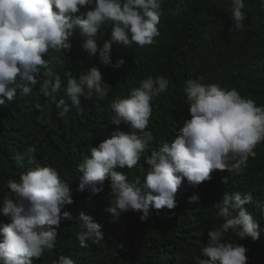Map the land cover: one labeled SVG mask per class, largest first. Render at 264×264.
Wrapping results in <instances>:
<instances>
[{
    "label": "clouds",
    "instance_id": "9594fccd",
    "mask_svg": "<svg viewBox=\"0 0 264 264\" xmlns=\"http://www.w3.org/2000/svg\"><path fill=\"white\" fill-rule=\"evenodd\" d=\"M162 0H0V105L7 98H16L17 92L30 94L44 77L40 92L45 96L61 89L59 74L50 66L45 55L70 50V37L79 29L84 40L82 48L95 56L98 50V30L105 22L112 26L111 37L99 47V60L114 68L124 63L119 58L113 63V43L131 48L151 45L160 35ZM91 6V7H89ZM82 8H88L82 12ZM244 0H232L231 16L236 28L243 27ZM264 9V0H261ZM55 9V10H54ZM43 70V71H42ZM204 77L189 79L183 89L189 105L190 118L184 119L172 142L145 156L148 170L143 182L129 181L125 166L134 168L154 139L148 129L152 115V101L169 89L164 76H148L128 96L117 97L111 103L114 112L112 124H128L131 131L117 127L77 166L80 173L77 190H89L93 195L104 190L110 178L115 205L107 207L113 221L128 210L141 212L143 221L151 215L150 209H173L176 193L186 178L192 186L211 179L213 170H227L240 174L247 167L249 157H255V147L264 142V105L258 106L235 89H226L219 83H203ZM109 94V84L102 78L99 67L93 65L79 78L69 77L65 95L55 101L56 117L65 119L71 108L81 109L80 97L103 99ZM70 100L71 104L67 103ZM39 108V105H37ZM34 147L27 153H16L17 164L33 163ZM229 176L222 177L228 184ZM7 186L13 193L0 202V215L10 222L0 226V264H33L34 258L53 250L61 221L71 213L61 212L73 198L68 182L61 179L58 170L48 165H37L20 175L19 181L9 178ZM199 197H189V202ZM252 204L264 215V202L251 192H224L214 206L224 222L208 231V242L201 248L195 264H246L248 249L224 239L232 230L239 238L259 239L264 228L245 207ZM81 222L77 236L79 245H99L104 240L102 225L86 211L79 213ZM55 226V227H52ZM52 264H75L67 255H59Z\"/></svg>",
    "mask_w": 264,
    "mask_h": 264
},
{
    "label": "trees",
    "instance_id": "16d2710c",
    "mask_svg": "<svg viewBox=\"0 0 264 264\" xmlns=\"http://www.w3.org/2000/svg\"><path fill=\"white\" fill-rule=\"evenodd\" d=\"M244 3L243 27L237 29L231 16L232 0H162L160 35L153 44L144 47L134 44L128 48L113 43V63L119 58L124 60L117 68L105 66L99 60V47L111 37L109 22L97 32L95 56L82 48L84 36L76 29L70 37V50L50 51L45 55L53 71L61 77L60 90L54 93L49 90L50 95L45 96L40 92L44 79L41 76L30 94L18 91L15 99L5 98V105H0V202L13 195L7 180L19 181L23 172L37 165L56 168L61 179L68 182L74 201L61 208V212H70L71 218L61 221L56 246L46 250L42 257L34 258L33 264H52L59 255L70 256L75 264H195V257L205 258L201 248L208 242L209 229L224 222L214 206L224 192H251L255 199L264 202V142L255 147L256 156L249 157L247 167L240 174L213 170L211 179L197 186L190 185L185 178L175 196L176 207L150 209L151 215L143 221L142 213L133 210L123 212L113 221L107 212L116 199L111 194L110 178L98 194L77 190L80 176L77 166L90 155L91 147L110 138L117 127L131 131L128 124H112V101L128 96L148 76H164L169 80V89L151 102L153 111L147 130L154 139L144 156L132 169L126 166L117 169L129 181L139 178L143 182L148 170L145 156L164 143L170 144L184 119L190 118L183 91L189 79L203 76L205 84L235 88L258 106L264 105V9L261 0H244ZM93 65L100 68L103 80L109 84L108 96L103 99L81 96V109L73 107L65 119H58L55 101L61 97L67 100V79H78ZM32 147L36 149L33 163L17 164L16 153H27ZM225 176L230 177L228 184L222 182ZM193 195L199 199L190 203L189 197ZM245 207L264 228V215L252 204ZM81 211L102 225L104 240L99 245L91 242L87 247L79 245ZM9 222V218L0 215V226ZM224 239L248 249L246 264H264V233L253 240L250 236L239 238L229 230Z\"/></svg>",
    "mask_w": 264,
    "mask_h": 264
}]
</instances>
